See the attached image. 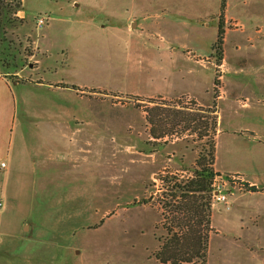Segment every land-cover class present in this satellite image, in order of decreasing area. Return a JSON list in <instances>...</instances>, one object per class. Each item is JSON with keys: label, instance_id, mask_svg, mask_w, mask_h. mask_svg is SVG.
Returning a JSON list of instances; mask_svg holds the SVG:
<instances>
[{"label": "rangeland", "instance_id": "obj_1", "mask_svg": "<svg viewBox=\"0 0 264 264\" xmlns=\"http://www.w3.org/2000/svg\"><path fill=\"white\" fill-rule=\"evenodd\" d=\"M17 1L0 8V264H161V178L197 168L208 115L214 172L239 173L217 176L207 264H264V0H226L221 61V0Z\"/></svg>", "mask_w": 264, "mask_h": 264}, {"label": "trees", "instance_id": "obj_2", "mask_svg": "<svg viewBox=\"0 0 264 264\" xmlns=\"http://www.w3.org/2000/svg\"><path fill=\"white\" fill-rule=\"evenodd\" d=\"M225 2L226 0H221L217 37L213 45L215 55L218 56L219 61H221L222 55L224 34L222 18ZM4 4L5 0H0V8ZM14 7L15 11L19 10L20 0L15 3ZM214 83H217L216 79ZM151 110L153 108L149 109L146 115L151 125L150 134L153 138L159 139L166 135H164L165 133H154L152 127L155 122L150 119L153 113ZM160 118H163V116H160ZM160 118L158 117L156 120L161 121ZM185 122H187V119H185ZM194 122H196L195 127H198L194 128L195 131H193L197 134L196 137L200 139L208 138L207 142L202 145L196 163L197 168L191 172L190 177L185 179H178L172 175L161 178L163 192L165 193V197L162 198V208L164 210L162 213V228L165 230L166 235L164 238L158 239L160 245L153 254L155 260L161 264H193L196 262L207 264V251L212 232V184L214 177L219 176V173L214 172L212 168L215 160L216 143L214 136L217 123L214 115L203 117L200 122L196 119ZM245 186L248 188L247 185ZM249 188L252 191L255 189L254 187Z\"/></svg>", "mask_w": 264, "mask_h": 264}, {"label": "built area", "instance_id": "obj_3", "mask_svg": "<svg viewBox=\"0 0 264 264\" xmlns=\"http://www.w3.org/2000/svg\"><path fill=\"white\" fill-rule=\"evenodd\" d=\"M45 25V20L43 18H39L36 21V27L38 29L42 28ZM225 181L220 179L219 177H215L212 184V198L216 202L225 203L226 202V196L225 193ZM2 207V203L0 202V208Z\"/></svg>", "mask_w": 264, "mask_h": 264}, {"label": "crops", "instance_id": "obj_4", "mask_svg": "<svg viewBox=\"0 0 264 264\" xmlns=\"http://www.w3.org/2000/svg\"><path fill=\"white\" fill-rule=\"evenodd\" d=\"M0 66L3 67L2 65H0ZM7 77H8V73L4 74L3 72L0 71V91L4 88L6 90V92L8 91V93H9L10 92V84H12V83L14 85H16V84L14 82H10ZM6 92H3V91L0 92V104L4 105V107H5V104L7 101V96H8L7 95L8 93L6 94ZM6 107H8V106L6 105ZM215 171L218 173H239V172H232V171L228 172V171H224V170L217 169V168L215 169Z\"/></svg>", "mask_w": 264, "mask_h": 264}]
</instances>
